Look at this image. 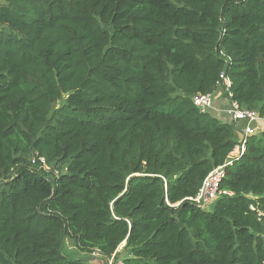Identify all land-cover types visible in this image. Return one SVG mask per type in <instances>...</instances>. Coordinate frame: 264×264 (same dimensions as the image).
Returning <instances> with one entry per match:
<instances>
[{
	"label": "trees",
	"instance_id": "16d2710c",
	"mask_svg": "<svg viewBox=\"0 0 264 264\" xmlns=\"http://www.w3.org/2000/svg\"><path fill=\"white\" fill-rule=\"evenodd\" d=\"M221 74L262 120L264 0H0V264H264V129L231 156L192 104Z\"/></svg>",
	"mask_w": 264,
	"mask_h": 264
},
{
	"label": "built area",
	"instance_id": "2783aa9c",
	"mask_svg": "<svg viewBox=\"0 0 264 264\" xmlns=\"http://www.w3.org/2000/svg\"><path fill=\"white\" fill-rule=\"evenodd\" d=\"M220 78L223 80V89L227 95V99L230 98L231 94L228 93L230 87V81L224 78L221 74ZM213 95L211 94H197L192 98L193 106L201 114H209L214 109ZM224 114L227 115L230 122H243L244 125L240 128L239 133L241 135V141L235 150L231 153V156H237L238 153L244 151V146L248 136L254 133V124L260 120L256 112L249 111L241 108L236 102L229 101L224 110ZM231 163L226 162L224 165L213 169L202 181L201 187L199 188L196 195L192 198L187 199L192 202L196 207L201 210L208 209L212 203L223 196H232V193L220 188V183L225 176V168ZM250 209H253L250 206ZM264 217V213H260ZM96 256V254H94ZM107 264H122L121 261L114 262L110 259Z\"/></svg>",
	"mask_w": 264,
	"mask_h": 264
},
{
	"label": "crops",
	"instance_id": "0c3cea01",
	"mask_svg": "<svg viewBox=\"0 0 264 264\" xmlns=\"http://www.w3.org/2000/svg\"><path fill=\"white\" fill-rule=\"evenodd\" d=\"M213 99H214L213 100L214 109H213V111L210 112L211 116L218 121L229 123L230 120H227V117L223 113L225 107L228 104V99L225 97V95L219 89H217L213 93ZM243 124H244L243 122H238L236 124L237 130L240 129L241 125L243 126ZM255 124H254V129H255ZM263 124L264 123L262 121H259V123H257L256 126L261 127V126H263ZM258 125H260V126H258Z\"/></svg>",
	"mask_w": 264,
	"mask_h": 264
},
{
	"label": "rangeland",
	"instance_id": "374dc122",
	"mask_svg": "<svg viewBox=\"0 0 264 264\" xmlns=\"http://www.w3.org/2000/svg\"><path fill=\"white\" fill-rule=\"evenodd\" d=\"M226 108V107H225ZM225 110V109H224ZM224 113V111H223ZM208 115H211L210 113ZM226 117L227 115L224 114ZM222 119V118H221ZM220 119V120H221ZM227 120H229V118L227 117ZM259 121H262L264 123V118H262V120H259ZM259 121H257V123H259ZM262 127V128H261ZM261 127H257L256 129L257 130H260V129H264V124L263 126ZM258 132V131H257ZM123 246L124 244H121L118 249H117V253H118V256H117V259L118 260H122V258L127 254V252H125V250L123 249ZM63 248H64V251L65 253H67L68 255H71V256H81V254L76 250V248L74 247L73 243L68 240V239H65L64 241V244H63ZM84 257H89V255H86ZM93 257L90 256V258ZM95 257V256H94ZM97 259H94L93 261L95 262V264H106L105 262H101V261H96Z\"/></svg>",
	"mask_w": 264,
	"mask_h": 264
}]
</instances>
